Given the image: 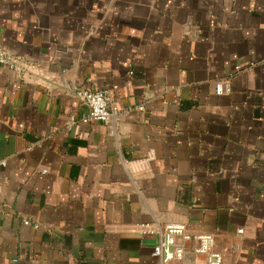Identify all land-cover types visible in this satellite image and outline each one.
<instances>
[{
    "label": "crops",
    "instance_id": "obj_1",
    "mask_svg": "<svg viewBox=\"0 0 264 264\" xmlns=\"http://www.w3.org/2000/svg\"><path fill=\"white\" fill-rule=\"evenodd\" d=\"M0 46V264H159L169 224L264 264V0H0Z\"/></svg>",
    "mask_w": 264,
    "mask_h": 264
},
{
    "label": "built area",
    "instance_id": "obj_2",
    "mask_svg": "<svg viewBox=\"0 0 264 264\" xmlns=\"http://www.w3.org/2000/svg\"><path fill=\"white\" fill-rule=\"evenodd\" d=\"M0 63L7 65L10 69H15L16 61L6 55L0 46ZM240 68V67H237ZM218 94H224L230 91V86L219 81L216 85ZM180 94V90L176 91ZM76 97L79 98L87 107V113L77 119L70 118V124L81 123H99L107 125L109 135L116 138L119 111L111 105L109 97L102 89L92 88L87 85L76 90ZM144 110V106H139ZM5 165L6 161L1 160ZM50 165L43 164L40 168L42 173H47ZM180 237V238H179ZM193 241L196 243L194 252L204 256L202 264H223V253L215 248L214 236L210 233H191L183 224H169L159 241L152 248V255L159 260V264H196L187 257L186 243ZM17 261V259H13Z\"/></svg>",
    "mask_w": 264,
    "mask_h": 264
}]
</instances>
